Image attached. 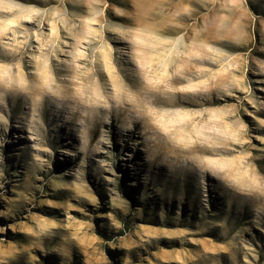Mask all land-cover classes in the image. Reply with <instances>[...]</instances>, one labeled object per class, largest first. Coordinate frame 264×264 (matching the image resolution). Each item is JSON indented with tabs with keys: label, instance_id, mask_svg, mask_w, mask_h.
Masks as SVG:
<instances>
[{
	"label": "rangeland",
	"instance_id": "rangeland-1",
	"mask_svg": "<svg viewBox=\"0 0 264 264\" xmlns=\"http://www.w3.org/2000/svg\"><path fill=\"white\" fill-rule=\"evenodd\" d=\"M0 264H264V0H0Z\"/></svg>",
	"mask_w": 264,
	"mask_h": 264
},
{
	"label": "bare ground",
	"instance_id": "bare-ground-1",
	"mask_svg": "<svg viewBox=\"0 0 264 264\" xmlns=\"http://www.w3.org/2000/svg\"><path fill=\"white\" fill-rule=\"evenodd\" d=\"M7 36V35H6ZM5 71V70H4ZM18 76V75H17ZM70 102V101H69ZM78 105V104H77ZM108 107V106H107ZM115 109V108H114ZM72 112V111H71ZM130 112V111H129ZM69 113V112H68ZM74 113V112H73ZM55 114V113H54ZM62 115V114H61ZM111 117V116H110ZM109 117V118H110ZM56 118V117H55ZM80 118V117H79ZM130 118V117H129ZM138 118V117H137ZM115 120V119H114ZM132 121V120H131ZM88 122H89V120H88ZM115 122V121H114ZM70 123V122H69ZM101 123V122H100ZM67 124V123H66ZM105 124V123H104ZM115 124V123H114ZM138 124V123H137ZM58 125V124H57ZM77 125V124H76ZM83 125V124H82ZM83 127V126H82ZM80 128V127H79ZM125 130V129H124ZM132 130V129H131ZM137 130V129H136ZM116 131V130H115ZM73 132V131H72ZM131 132V131H130ZM113 133V132H112ZM124 134V133H123ZM60 136V135H59ZM119 136V135H118ZM156 136V135H155ZM82 138V137H81ZM133 139V138H132ZM66 140V139H65ZM72 140V139H71ZM75 140V139H74ZM116 140V139H115ZM119 143V142H118ZM119 145V144H118ZM145 145V144H144ZM145 149V148H144ZM143 151V150H142ZM135 154V153H134ZM151 155V154H150ZM148 157V156H147ZM150 157V156H149ZM144 158V157H143ZM170 160V159H169ZM142 161V160H141ZM146 162V161H145ZM179 162V161H178ZM164 163V162H163ZM181 163V162H180ZM188 163V162H187ZM143 164V163H142ZM146 164V163H145ZM129 165V164H128ZM141 165V164H140ZM166 165V164H165ZM191 165H193V164H191ZM149 166V165H148ZM181 166V165H180ZM179 168V167H178ZM165 170H167V169H165ZM198 170V169H197ZM133 171V170H132ZM141 171V170H140ZM216 171V170H215ZM214 171V172H215ZM139 172V171H138ZM186 172V171H185ZM176 173V172H175ZM138 174V173H137ZM159 174V173H158ZM196 174V173H195ZM202 174V173H201ZM211 174V173H210ZM216 174V173H215ZM179 175V174H178ZM161 176H163V175H161ZM176 176V175H175ZM212 176V175H211ZM217 176V175H216ZM158 177V176H157ZM213 177V176H212ZM203 178V177H202ZM143 179V178H142ZM163 179V178H162ZM206 179V178H205ZM154 180V179H153ZM159 180V179H158ZM182 180V179H181ZM180 180V181H181ZM141 182V181H140ZM152 182V181H151ZM186 182V181H185ZM190 182V181H189ZM211 182V181H210ZM209 182V183H210ZM180 183V182H179ZM197 183V182H196ZM200 184V183H199ZM137 185V184H136ZM192 185V184H191ZM162 187V186H161ZM163 188V187H162ZM200 188H203V187H200ZM208 189V188H207ZM184 190V189H183ZM200 190V189H199ZM153 191V190H152ZM195 191V190H194ZM185 192V191H184ZM211 193H214V192H211ZM175 194V193H174ZM191 194V193H190ZM185 195V194H184ZM218 195V194H217ZM185 200V199H184ZM214 200V199H213ZM200 204V203H199ZM162 205V204H161Z\"/></svg>",
	"mask_w": 264,
	"mask_h": 264
}]
</instances>
